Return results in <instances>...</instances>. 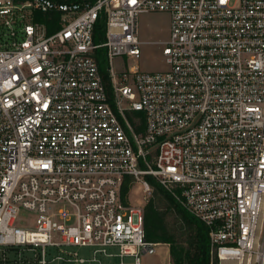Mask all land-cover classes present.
<instances>
[{
	"label": "built area",
	"instance_id": "2783aa9c",
	"mask_svg": "<svg viewBox=\"0 0 264 264\" xmlns=\"http://www.w3.org/2000/svg\"><path fill=\"white\" fill-rule=\"evenodd\" d=\"M155 10L168 69L118 72ZM147 176L209 227L210 264H264V0H0V264H142Z\"/></svg>",
	"mask_w": 264,
	"mask_h": 264
},
{
	"label": "trees",
	"instance_id": "16d2710c",
	"mask_svg": "<svg viewBox=\"0 0 264 264\" xmlns=\"http://www.w3.org/2000/svg\"><path fill=\"white\" fill-rule=\"evenodd\" d=\"M39 19L50 21L48 14L41 13ZM53 28L50 27V30ZM105 19L98 18L95 26V41L105 40ZM98 61L104 80L109 87L107 74V56L105 49L98 51ZM143 117V113H137ZM153 186L160 191L174 213L163 210L154 198L145 205L146 239L151 242L169 243L170 255L174 264H210L209 227L194 214L185 209L168 191H166L152 176H147ZM127 190V183L123 187ZM171 219V220H170ZM12 264L13 261H11Z\"/></svg>",
	"mask_w": 264,
	"mask_h": 264
},
{
	"label": "rangeland",
	"instance_id": "374dc122",
	"mask_svg": "<svg viewBox=\"0 0 264 264\" xmlns=\"http://www.w3.org/2000/svg\"><path fill=\"white\" fill-rule=\"evenodd\" d=\"M140 57L134 59L132 57L117 56L114 58L115 69L120 72L128 64H137L142 71H161L168 69V65L163 55V41L168 40L171 31V14L167 11L155 10L141 12L138 17ZM127 65V66H128ZM137 121V120H136ZM138 189V186H135ZM135 189V190H136ZM132 192V199L136 203L144 204L151 198H154L157 206L165 211L174 213V209L169 207L168 201L164 195L155 187L150 194L143 193L139 188ZM141 190V191H140ZM171 220V219H170ZM35 223V213L22 208L19 212L16 224L20 226H32ZM162 244V245H161ZM156 246L154 253H143L141 255L142 264H169L170 258L169 247L161 243ZM79 253L86 258H92V253L88 248H79ZM100 261L88 260L85 263L72 264H120L119 258L100 256ZM132 258H126L127 264H132ZM173 262V261H172Z\"/></svg>",
	"mask_w": 264,
	"mask_h": 264
},
{
	"label": "crops",
	"instance_id": "0c3cea01",
	"mask_svg": "<svg viewBox=\"0 0 264 264\" xmlns=\"http://www.w3.org/2000/svg\"><path fill=\"white\" fill-rule=\"evenodd\" d=\"M164 244H166V243H164ZM162 245V244H161ZM168 247H169V245L168 244H166ZM169 252H170V247H169ZM171 256V255H170ZM171 258V257H170Z\"/></svg>",
	"mask_w": 264,
	"mask_h": 264
}]
</instances>
